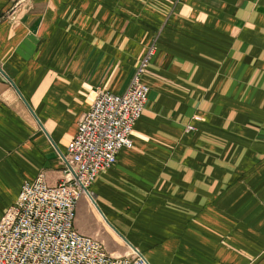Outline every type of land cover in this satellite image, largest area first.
Listing matches in <instances>:
<instances>
[{"label": "crops", "instance_id": "obj_1", "mask_svg": "<svg viewBox=\"0 0 264 264\" xmlns=\"http://www.w3.org/2000/svg\"><path fill=\"white\" fill-rule=\"evenodd\" d=\"M150 47L133 145L76 230L147 264H264V0H0V218L40 172L59 183L92 96Z\"/></svg>", "mask_w": 264, "mask_h": 264}, {"label": "built area", "instance_id": "obj_2", "mask_svg": "<svg viewBox=\"0 0 264 264\" xmlns=\"http://www.w3.org/2000/svg\"><path fill=\"white\" fill-rule=\"evenodd\" d=\"M152 54L150 47L123 93L99 89L92 96L67 145L59 183L49 185L40 172L21 185L0 218V264H147L137 250L110 254L99 238L79 233L74 218L79 199H93L89 188L97 176L115 164L121 149L133 145L134 126L149 93L140 77Z\"/></svg>", "mask_w": 264, "mask_h": 264}, {"label": "rangeland", "instance_id": "obj_3", "mask_svg": "<svg viewBox=\"0 0 264 264\" xmlns=\"http://www.w3.org/2000/svg\"><path fill=\"white\" fill-rule=\"evenodd\" d=\"M149 66V65H148Z\"/></svg>", "mask_w": 264, "mask_h": 264}]
</instances>
